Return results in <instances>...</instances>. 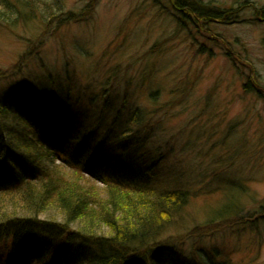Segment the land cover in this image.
Masks as SVG:
<instances>
[{"label":"rangeland","instance_id":"1","mask_svg":"<svg viewBox=\"0 0 264 264\" xmlns=\"http://www.w3.org/2000/svg\"><path fill=\"white\" fill-rule=\"evenodd\" d=\"M59 1L63 15L47 20L49 33L39 21L16 31L0 26V72L7 74L0 93L29 83L48 88L49 75L73 81L84 97L119 81V103L127 91L132 103L156 112L146 148L180 164L192 191L189 214L201 223L239 189L244 218H262L213 237L202 233L203 242L190 225L166 239L183 238L186 253L195 245L216 261L264 264V20L257 13L264 0H202L237 9L214 35L183 25L170 0ZM253 83L257 90L248 92Z\"/></svg>","mask_w":264,"mask_h":264},{"label":"trees","instance_id":"2","mask_svg":"<svg viewBox=\"0 0 264 264\" xmlns=\"http://www.w3.org/2000/svg\"><path fill=\"white\" fill-rule=\"evenodd\" d=\"M170 3L183 25L201 34L214 35L212 24L228 25L238 13L202 0ZM61 5L0 0V26L16 31L39 21L49 33L47 20L63 15ZM258 16L264 20V8ZM6 76L0 72V84ZM49 76L48 88L29 83L0 93V179L6 182L0 186V264L29 256L36 264H231L195 245L186 253L185 239L166 237H181L190 225L202 242L223 228L255 224L261 214L244 218L242 191L239 200L227 192L223 205L199 223L188 213L191 191L180 164L164 167L161 149L146 148L156 112L132 103L127 91L119 103V81L84 97L73 81Z\"/></svg>","mask_w":264,"mask_h":264},{"label":"bare ground","instance_id":"3","mask_svg":"<svg viewBox=\"0 0 264 264\" xmlns=\"http://www.w3.org/2000/svg\"><path fill=\"white\" fill-rule=\"evenodd\" d=\"M241 6H242V5H241ZM241 6H240V7H241ZM228 7H229V6H226V7H224V9H225V10H227V9H231V10H235V11H237V9L230 8V7L228 8ZM241 9H242V7H241ZM260 10H261V9H260ZM257 11H258L257 13L259 14V9H258ZM180 20H181V19H180ZM230 22H231V21H230ZM231 23H233V22H231ZM231 23H230V24H231ZM216 25H218V24H217V23H216V24H212V25L210 26V28H211L212 30H214V28H215ZM222 25H226V24H222ZM213 39H214V38H213ZM212 41H214V40H212ZM251 87H252L251 89L255 88V89L257 90L255 83H253V85H252ZM253 91H254V89H253ZM253 91H252V92H253ZM177 257H178V256H177Z\"/></svg>","mask_w":264,"mask_h":264}]
</instances>
